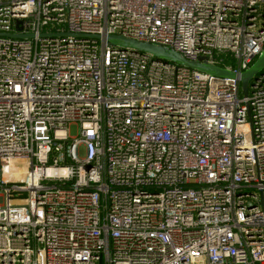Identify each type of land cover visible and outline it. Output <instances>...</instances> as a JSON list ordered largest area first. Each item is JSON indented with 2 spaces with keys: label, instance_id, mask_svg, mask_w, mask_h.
Wrapping results in <instances>:
<instances>
[{
  "label": "built area",
  "instance_id": "built-area-1",
  "mask_svg": "<svg viewBox=\"0 0 264 264\" xmlns=\"http://www.w3.org/2000/svg\"><path fill=\"white\" fill-rule=\"evenodd\" d=\"M111 35L241 75L264 0H0V264H264V72Z\"/></svg>",
  "mask_w": 264,
  "mask_h": 264
},
{
  "label": "water",
  "instance_id": "water-1",
  "mask_svg": "<svg viewBox=\"0 0 264 264\" xmlns=\"http://www.w3.org/2000/svg\"><path fill=\"white\" fill-rule=\"evenodd\" d=\"M20 24H18L19 26ZM20 29V27H18ZM98 38V36H93ZM110 45L114 48L122 50H131L135 53L149 55L157 61L172 63L177 66L186 67L197 70L218 78L239 80L244 96L248 95L249 86L255 78L264 72V52L255 62V64L241 75H237L230 70L220 68L212 63L209 59L201 58L196 61L188 60L181 53L175 52L167 47L127 39L118 35H111L108 37Z\"/></svg>",
  "mask_w": 264,
  "mask_h": 264
},
{
  "label": "rangeland",
  "instance_id": "rangeland-1",
  "mask_svg": "<svg viewBox=\"0 0 264 264\" xmlns=\"http://www.w3.org/2000/svg\"><path fill=\"white\" fill-rule=\"evenodd\" d=\"M70 131H71V135H72L73 137H75V136L77 135V132H78V128H77V126H72V128H71ZM21 169H23V170H27L28 167H27V165H25L24 163H19V164L17 165V167L15 168V170L18 171V170H21Z\"/></svg>",
  "mask_w": 264,
  "mask_h": 264
}]
</instances>
